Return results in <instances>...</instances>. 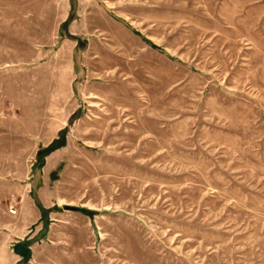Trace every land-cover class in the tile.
Returning <instances> with one entry per match:
<instances>
[{
	"label": "rangeland",
	"instance_id": "rangeland-1",
	"mask_svg": "<svg viewBox=\"0 0 264 264\" xmlns=\"http://www.w3.org/2000/svg\"><path fill=\"white\" fill-rule=\"evenodd\" d=\"M0 264H264V0H0Z\"/></svg>",
	"mask_w": 264,
	"mask_h": 264
},
{
	"label": "trees",
	"instance_id": "trees-1",
	"mask_svg": "<svg viewBox=\"0 0 264 264\" xmlns=\"http://www.w3.org/2000/svg\"><path fill=\"white\" fill-rule=\"evenodd\" d=\"M62 142H63V137L61 136L59 138V141H57V140L53 141L47 148H45V150H43V152L46 153V152H48L54 148L60 147L62 145ZM42 157H43L42 151L38 152V154L36 155L37 163L40 162ZM42 212H43V210H42Z\"/></svg>",
	"mask_w": 264,
	"mask_h": 264
},
{
	"label": "crops",
	"instance_id": "crops-1",
	"mask_svg": "<svg viewBox=\"0 0 264 264\" xmlns=\"http://www.w3.org/2000/svg\"><path fill=\"white\" fill-rule=\"evenodd\" d=\"M45 210V209H44ZM15 211V210H14ZM14 214H15V212H14ZM28 242V241H27ZM29 249H28V246L26 247V249H24V252L22 253V255H25V258H26V260L28 259V256H29V251H28ZM22 263H24L23 261H22Z\"/></svg>",
	"mask_w": 264,
	"mask_h": 264
},
{
	"label": "built area",
	"instance_id": "built-area-1",
	"mask_svg": "<svg viewBox=\"0 0 264 264\" xmlns=\"http://www.w3.org/2000/svg\"><path fill=\"white\" fill-rule=\"evenodd\" d=\"M14 212H15L14 209H12V208H9V209H8V213H9V214H12V215H13Z\"/></svg>",
	"mask_w": 264,
	"mask_h": 264
}]
</instances>
